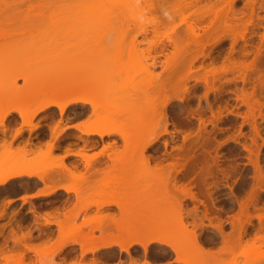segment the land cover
<instances>
[{"label": "rangeland", "instance_id": "obj_1", "mask_svg": "<svg viewBox=\"0 0 264 264\" xmlns=\"http://www.w3.org/2000/svg\"><path fill=\"white\" fill-rule=\"evenodd\" d=\"M124 1L34 0L32 3L33 9L31 8L29 11L26 9L27 4H22L17 0L11 2V4L9 2L10 6L18 8L19 10L16 11L15 14H11L8 20L5 19L2 21V24H0V82L2 81L4 83L3 87H5V89L7 88L8 91L16 90L18 97H21L15 106L12 105V108L20 105H28L31 103L30 100H33L32 98L39 99L50 95H58V92L62 94L64 92L63 90L67 91L71 86L70 90L81 91L84 96L96 99L98 102L99 107L95 109L89 105L80 104H77L73 108L75 114L84 115L89 107V118L85 124L90 123L92 125L97 122H105L106 119L103 115H106V113L126 112V110L131 111L130 108L136 106L141 107L140 109H138V107L136 108L141 111L150 110L154 86L157 82L165 80L166 75H170L171 72L173 73V70L178 66V77L181 81V85L172 93L178 96H184L185 100L182 103L173 101L167 107L169 116L172 118L171 120L173 123L175 122L174 127L172 125L168 126V130L173 131V133L171 136H163L152 147L150 146L146 150L144 156L148 158V167H144L147 164H143V166L141 163L142 166L140 165L139 168L137 167L139 163L136 162H138L140 158L142 159V157L140 156L139 158V156L136 155L123 154L127 149L118 135L104 138L102 140L104 141V146L114 142L118 150L115 147L110 151L107 150L104 152L116 158L113 159V172L109 171L103 174L101 186H103V181L111 175L108 178H111L110 181L112 180L113 185L110 184L108 187H103H127L119 174L121 172V174L128 175V172H131L134 175L137 174L136 176L138 178L142 176L139 179L143 177L146 178L145 176H148L146 179L150 178V181L146 180L150 182L148 183L150 184L149 187H143L144 184L146 185L143 181L145 180L144 178L142 180L136 178L138 182L143 181L144 183L142 182L140 184L139 182L137 185L135 182L136 184H133L134 188L137 186L136 188L141 189V192L145 194L148 192L149 194L150 191L152 192L151 180L153 181L151 176H149V174H151V164L156 162L157 164L164 165L170 162L169 156H166V154L170 151H172L170 152L172 154L175 153V150L171 149L182 144V135H184V133L190 135L186 141L187 144V142L197 137L196 135L197 133L199 134V129H201L200 131H202L205 136L210 133L208 139L213 144H220L217 148V154L219 160L218 167L221 170L217 171L215 176L219 186L217 185L218 188L216 187V189L213 190V196H215L216 199L227 198L225 201L216 202V206H221L223 208L222 210H224V212H220L218 215L219 219L223 221V232L228 234L231 231L230 221L238 211V204L236 200H234V196L232 197L233 194L231 195L232 191L241 201L246 197L245 194L250 190L252 177L254 175L253 163L256 161L261 167L262 174H264V9H259V3L264 2V0H254L255 3H253L252 6V9H254L253 14L248 11L245 0H234L230 7L232 12L234 11V14L228 11V0H205L197 8L202 9L205 6L215 4L213 6L215 11L228 12V14L225 15L227 16L226 22L229 27L223 28L221 23L216 22L219 40L216 43L213 41L205 42L203 37H201V43L198 45L192 43V37L189 36V34L187 36L185 33L186 25L183 20L187 19V21H193L194 19L197 20V18L189 14L194 10L190 11L183 7L181 3L182 0H167V3L162 8L163 10L158 14L148 11L144 4V0H136L135 6L133 5V10L125 8L124 4H122ZM84 15L87 17L85 18L87 19L85 20L86 22L84 21L86 24L79 22L81 16L84 17ZM221 15L223 17L224 14ZM188 16L191 18H188ZM213 18L214 14H208L205 21L199 24L200 27L207 26L209 23L208 21H211ZM220 19L221 17L218 19L219 22ZM246 20L249 21L248 24ZM172 21L176 24L173 31L170 30ZM80 23L83 24V26ZM155 31L158 33H155ZM199 31L197 32L202 34V32ZM241 34H244L243 38L240 37ZM169 35L172 36L171 38L175 39L177 44L179 54L176 55V59L178 58V61H183L184 64L194 56L197 57L196 55L201 51L202 53L204 52L205 58L197 57L196 62L186 66H181L179 62L178 64L181 67L176 65L177 61L173 62L175 59L172 61L168 60L167 62L170 63L166 67L164 61L166 57L168 59L171 58V53L174 51L172 48V41L167 38ZM82 41L85 42H83L85 44V51H83V53H81L80 50L77 52L79 46L78 42L81 43ZM71 43L73 48L70 46ZM160 46H165L167 50L163 52L162 56H157L155 52L158 51ZM201 46L203 47L201 48ZM67 47H69L68 49L70 51L72 50L71 53H69L71 54V60L66 59V57L69 56L64 52ZM52 62L55 63L51 65ZM259 62H261V66H259ZM229 63H235L238 67L241 66L240 64H254L255 67L253 66L254 68L248 69L247 71H243V68L240 70L241 68L239 67L240 69L237 68L238 70L235 69L228 72L227 75L223 73L218 74L217 72L214 76H218L217 79L214 77L211 78L212 76L208 75V77L215 82L212 83L215 85L216 90L208 91L206 98L203 97L206 87L201 79H203L202 76L203 74L205 75V71L212 68L218 71L220 67L225 66L224 64L228 65ZM4 69L5 71H2ZM44 74L48 77H41V80L36 81V79ZM209 78L208 81L210 80ZM242 79H244V82L241 81ZM55 83L56 85H54ZM30 84L32 86H30ZM185 88L187 92H185ZM172 93L167 92L165 95L171 97L173 95ZM242 94L244 96L252 95L250 96V98H252L251 101L250 98H248L250 101L249 103L255 106L254 108L251 106L253 109L249 108L250 106L248 107V104L246 105L248 101L245 102ZM242 99H244L245 103ZM147 101H149V103ZM207 103L211 104L212 113L206 111L204 114L198 116L203 121L202 127H199V122L196 120L197 116L188 115L185 110L189 107L196 110L198 106L207 110ZM38 104L35 102L30 105V107L38 106ZM1 106L5 105H0V107ZM213 115L214 117L217 116V119H214L212 117ZM213 122H216L215 125L212 124ZM161 129L162 127H160L158 131ZM147 135L151 137V130H149ZM93 139L92 137H86V140ZM164 140L168 143L166 150L162 145ZM242 146H246L248 150H243ZM155 149H157V151ZM113 150H117L119 154L116 151V153H112ZM212 153H214V151ZM8 155L9 154L3 157L1 156L2 159L0 158V162H4L8 158ZM151 156L152 158L160 156V158L156 157L155 160H151ZM121 157L125 159H120ZM145 157H143L144 160ZM9 158L10 160H7H9L10 163H12V161H19L18 163H20L19 165L21 167H23L22 164L27 162V159L21 156ZM130 159H132L131 161L135 160L134 162L136 165L133 164L134 167H131L130 164L128 167V164L124 165L120 162L118 163L119 165L117 164V161ZM7 160L4 162L6 165L5 167H8L10 164H7ZM129 169L133 170L130 171ZM163 170L165 171L164 168ZM164 173L165 172H163V174ZM181 174H184L183 170H180L178 176L181 177ZM117 175H119L118 179L120 180L116 179ZM183 177L185 178V175H183ZM113 178H115L116 181ZM76 180L77 183H80L83 181V178L82 180ZM114 182H117V185H115ZM182 183H185V179L178 181L177 185H181ZM142 184L143 186L141 187ZM171 184L172 182L168 186L171 187ZM229 187L232 188V190H230ZM163 189L164 188H162V191L164 193ZM162 191L160 195H163ZM122 196L109 195L107 197V199L111 201L114 200L120 205V219L127 218L122 213L123 208L127 210L131 208V205L129 206L126 204L128 202L127 199ZM166 199L164 196L159 198V215L169 214V211L167 209L165 210L166 207H164L166 203H168ZM160 200L163 201V203L166 202L164 203L165 205ZM186 200L188 202L187 208L183 206ZM186 200H182L181 202L182 222H186L187 228L192 229V221H195L194 223H196L198 227H196L195 231L200 234V238L204 245L208 248H212L211 250L213 251L218 250L222 242L220 233L209 225L208 220L201 218L203 216L201 211H204L201 204L190 202L189 199ZM87 202L88 204L91 202L99 204L102 201L87 200L81 205H78L77 209L79 206L87 204ZM143 202H145V200ZM143 202L141 204L142 206L146 204H143ZM225 202H229V204ZM260 202L264 203L263 193L260 194ZM261 203H259V205H261ZM146 206L151 207V198ZM196 206H198V217L196 220H192L191 217H187L185 211L187 209H193V207ZM168 207L169 206H167V208ZM86 211L87 210H78L76 212L77 218L82 214L81 224L79 225H68L69 223H67V220H69V218L67 216L65 217L67 222L60 223L64 225L67 228V232H69L68 235H66L68 237L64 236V239H76V241L79 242L88 237L98 238L95 235L96 231L92 230L90 227L93 224L86 226L82 224L87 220L97 219V217H103L104 220L108 219L109 221L115 219L114 216L105 217L101 212H96L95 215L91 217L88 214L89 212ZM145 211L147 213L149 212L147 209ZM250 211H252V209H250ZM1 212L3 214V211H0V216L2 215ZM218 215L212 214L209 216L214 217ZM111 217H113V219H111ZM199 217L201 219H198ZM64 221L65 220L60 222ZM140 221L143 222L144 220ZM146 221L152 224L155 222V219L151 215ZM162 221L164 224L167 222L171 223V221L166 219ZM217 221L216 218H212L211 224L214 226L218 223ZM226 221H229V225L226 224ZM252 222L255 227L248 228V233L251 236L254 232V228L257 227V220L252 219ZM111 229L112 228H110L108 232L112 237L129 236L128 233L123 231L125 230L124 227L118 231H111ZM174 231H176V229H174ZM207 231H212L214 234ZM130 233H132V230ZM214 235L220 236L219 242L215 244L212 241ZM61 239L63 238L60 237L59 230L54 243L45 244L43 247H37V249H35L37 264H54L52 255L46 257L45 254L49 255L56 247L57 242H59L58 240ZM21 243L22 242H20V244ZM146 247L147 251L163 252L162 246L150 244ZM71 249L72 248H68V250ZM128 250V252H131L132 246L129 247ZM260 250V254L258 253V255L264 257V246H261ZM0 251V264H6L3 256L13 257L14 261H11L10 258L11 262L8 264H16L14 262H17L20 251L15 250L12 254H5V252H2L4 250L1 249ZM235 252L237 253L236 261H231L230 257L227 256L222 264H249V258L252 254L247 247L238 246ZM182 254L183 253L180 255ZM23 264H26L24 258Z\"/></svg>", "mask_w": 264, "mask_h": 264}, {"label": "bare ground", "instance_id": "obj_2", "mask_svg": "<svg viewBox=\"0 0 264 264\" xmlns=\"http://www.w3.org/2000/svg\"><path fill=\"white\" fill-rule=\"evenodd\" d=\"M14 1H16V0H0V22H1L0 24H2L3 20H5V19L8 20V17L11 14H15V12L19 10L18 8H14L13 6L9 5V2L11 4V2H14ZM17 1H19L22 4H27L26 9H28V11L31 8L33 9L32 3L34 0H17ZM204 1L205 0H182L181 1L182 5L185 9L190 10V11L194 10L193 12H191L189 14L194 16V18H197V20L192 18L195 21L194 20L193 21H187V19L183 20L184 24L186 25L185 26L186 27L185 33L187 34V36L189 34V36L192 37V39H191V41H193L192 43H195L197 45L201 43V37H203L205 42L213 41L214 43H216L219 40L218 33H217L218 30H217V26H216L217 23H221L223 28L229 27L227 22H226L227 16L225 15V14H228V12L226 13L223 11H220V12L215 11L213 9V6L215 4L205 6L202 9L197 8ZM228 1H229L228 2V7H229L228 11H229V13H231L232 10L230 7L232 6L234 0H228ZM245 1H246L245 5L248 8V11H250V13L253 14L254 9H252L253 8L252 6H253V3H255L254 0H245ZM135 2H136V0H134V1L133 0L132 1L131 0L130 1L125 0L124 2H122V4H124L125 8H129V9L133 10L134 9L133 7L135 6ZM166 3H167V0H144V4H145L147 10L151 11V13H154V14L161 13V11L163 10L162 8L164 7V5ZM259 4H260L259 9L263 10L264 9V2H261ZM208 14H214V18L211 21H208L209 23L207 24V26L200 27L199 24L203 23L205 21L206 16ZM221 14H224L223 17ZM231 14H234V11ZM190 16H188V18H191ZM220 17H221V19L219 22L218 19ZM85 18H87V17H85V15H84V17L81 16L80 19L78 18L79 22L84 24L86 22L85 20H87ZM246 21L248 24L249 21L248 20H246ZM83 24H81V25L83 26ZM175 25H176L175 22L172 21V23L170 24V30L171 31L174 30ZM199 30H201V31H199ZM197 31L202 32V34L198 33ZM155 33H158V32L155 31ZM171 37L172 36H170V35L167 36V38L170 41H172V48L174 51L171 53L172 54L171 58L168 59L166 57V60L164 61V64L166 65V67L170 63V62H167L168 60L172 61L173 59H175V60H173V62L177 61L176 65L180 64L181 66L182 65L186 66V65H190V64L192 65L193 62H196L197 57L198 58L199 57L205 58V55L203 54L204 52L202 53V51H201V52H199V54L196 55L197 57L194 56L193 58H191L187 61L184 59L186 61V63H184V64H183V61H181V62L178 61L177 60L178 58L176 59V55L179 54V50L177 48V44L175 42V39L171 38ZM240 37L243 38L244 34H241ZM83 42L84 41H82L81 43L78 42L79 46H78L77 52L79 50L81 51V53H83V51H85L84 50V47H85L84 43L85 42L84 43ZM70 46H72V48H73L72 43L70 44ZM203 46H204V44H203ZM203 46H201V48ZM68 48L69 47L65 48V51L63 49V51L65 52V54L67 53V56L69 55L68 57H66V59L71 60V57H70L71 54H69V53H71L72 50L70 51ZM76 49H77V47H76ZM165 50H167L165 46H160V48H158V51H156L155 54L157 56H162V54ZM66 59H64V60H66ZM53 63H55V62H52L51 65H53ZM260 63L261 62H259V64ZM256 64H257V62H256ZM180 65H179V67H181ZM224 65L225 66L220 67L218 71L215 70L214 68H212V69L205 71L206 73L204 72L205 75L203 74V76H202L203 79H201V80L203 81L204 86L206 87V91H205V94L203 95V97L206 98L208 91H215L216 90L215 85L212 83L214 81H212V79H210L208 77V75H211L212 76L211 78H213L217 74V72H218V74L223 73L224 75L225 74L227 75L228 72H231L237 68L238 69L241 68L240 70H242V68H243V71L244 70L247 71L248 69L250 70V69L255 67L254 64H250V65L249 64H247V65L246 64H240L241 65V66H239L240 68L238 66H236L235 63H229L228 65H226V64H224ZM256 66H258V65H256ZM259 66H261V64ZM177 67L175 68V70H173L174 71L173 73L171 72L170 75L169 74L166 75L165 80L157 82V84L154 86L153 94L151 96V109L150 110L141 111V110H138L141 107L136 106V107L130 108L131 111L126 110V112L122 111L119 113L118 112L106 113V115H103V117H105V119H106L105 122H103V123L97 122L96 124H92V125L90 123H88V124H85L84 127L82 126L81 127L82 129L78 128L77 130L80 131L83 135L96 136L100 139L118 135L119 139L120 138L122 139L124 145L126 146L125 148L127 149V150L125 149L126 151H125V153L123 152V154L136 155V156H139V158L141 156L142 159L140 158V160H138V162H136V163H139V165L137 164V167L139 168L141 163H142V165L147 164V165H145V166L143 165V166L148 167V158L144 156L146 150L150 146L152 147L163 136H166V135L171 136V134L173 133V131L168 130V126L172 125L174 127L175 122L173 123V121L171 120L172 118H171V116H169L167 107L173 101L182 103L185 100L184 96H178V95H175L172 93L173 91H175L178 88L179 85H181V83H180L181 81L179 80V77H178ZM2 71H5V69ZM45 76H46L45 74L41 75L38 79H36V81L41 80L42 79L41 77H45ZM46 77H48V76H46ZM217 77H214V78L217 79ZM208 78L210 79L209 80L210 82L208 81ZM241 81L244 82V79H242ZM185 82H184V84H185ZM210 83L214 85V88H213V85L210 86L211 85ZM3 84L4 83L1 81L0 82V98L1 99H3V100L5 98L8 100H13V99L16 100L17 98H18V100L21 99V97H18V95L16 94V90L8 91L7 88L5 89V87H3ZM54 85H56V83ZM30 86H32V85L30 84ZM186 88H185V92H187ZM70 89H71V86H70ZM70 89L67 91L63 90L64 91L62 93L63 95L60 92H58V95H50V96H47L44 98L41 97L39 99L32 98L33 100H30V102H31V103L29 102L30 104L13 107V110L17 111L18 113H22L28 107H30V105H32L33 103H35V102L37 104L39 103L37 109L32 114L29 115V118H30V117H33L37 111L44 110V109L51 107V106L56 108L61 113L71 104L89 105L93 109L99 107L96 99H92L88 96H84L81 93V91H78V90L73 91ZM61 92H62V90H61ZM167 92H171L173 95L171 97H167L165 95V93H167ZM250 96H252V95H250ZM250 96L249 95L244 96L243 98L245 99V102L248 101V102H246V105L248 104V107L250 106L249 108H252V107L254 108L255 106L253 104L251 105V103H249L252 99V98H250ZM248 97L250 98V101H249ZM241 98H242V96H241ZM244 99H242L243 102H244ZM8 102L10 103L11 101H8ZM147 102L149 103V101H147ZM137 107H138V109H136ZM10 108H12L11 104L1 106L0 111L1 110H7ZM185 111H187L188 115H191V116L196 115L197 116L196 120L199 122V127H202L203 121L198 116L204 114L206 111H209L212 113V107H211L210 103H207V110L202 109L200 106H198V108L196 110L191 109L189 107ZM212 117L214 119H217V116L214 117V115H213ZM3 119H4V116L3 115L0 116V124L3 123ZM215 123L213 122L212 124L215 125ZM31 126H33V125H31ZM160 127H162V129L160 131H158L160 129ZM149 130H151V137L149 135H147ZM200 130L201 129H199V134L197 133V135H196L197 137L194 140L187 142V144H186V141L190 135L187 133H184V135H182V140H183L182 144H180L179 146H176V147L174 146L175 148L172 147L173 149H171V150H175V153L172 154V153H170L172 151H170L169 153L166 154V156L167 155L169 156L168 158L170 159L169 160L170 162H168L167 164H164V165L163 164L161 165L159 163L157 164L156 162H154V164H151L152 165L151 169H150L151 174H149V176H151V179H153V181L151 180L152 192L150 191L149 194H148V192H146L148 194L147 195L143 192H138L139 190L136 189L134 192L132 191V194H131V193H129L130 190L127 189L129 191L128 193H126V194L121 193V194H123V196H122L123 198H125V197L127 198L130 196V198H128V200L133 199L132 200V201H134L133 203H136L134 205H131V208H129L128 210L123 208V212H122L123 215L125 217H127V218H122L124 220V222H126L127 220L132 221V222L130 221L131 223H126L127 225H125L124 222H121L124 224L123 225L124 229L126 231H129L128 232V234H130L129 236L127 235V237L122 236V237H118V238H116L114 236V237H111L109 239H107V237L102 238L103 236L98 237V238H93V237L89 238L88 237V238L82 239V241H79V242L76 241V239L75 240L74 239L67 240L68 238L64 239L65 237H68V236H66L69 233V232H67V228L64 225L55 221L59 227V230H60V237L63 239L58 240L59 242H57V245L54 248V250L49 255L45 254V256L50 257L52 254H54L56 252H60L61 250L66 249V247H68L72 244H79L82 246V251L84 250V251H89V252H95V251H98L101 249L113 248V247L117 246V247H119L120 251H123L126 253H128L129 247H131L133 245L139 246L143 249V251H146V248H147L146 246H148L150 244H155L158 246H162L163 248L164 247L169 248L173 252H175V255H178L176 258L177 263H181V264H222L225 261V258L227 256L230 257L231 261H236L237 253L235 252V249L238 246H245L251 251V254H252L249 258V264H264V257L258 255V253L260 254L261 246L262 247L264 246V203L260 202V194L261 193L264 194V174H262L261 167L259 166L257 161L255 163H253L254 175L252 177V184H251L250 190L247 192V194H245L246 197L242 201L232 191L231 195L233 194L232 197L234 196L233 198H235L234 200H236V203L238 204V211L235 213V215L232 217V219L230 221V224H231L230 233L225 234L223 232V221H222V219H219V215H218V214H220L221 210H220V207L218 208V206H216L217 199L215 196H213V190L216 189V187L218 185L217 184L218 182H217L215 176H216L217 171L221 170L218 167L219 166V164H218L219 160H218V154H217V148L219 147L220 144L219 145H218V143L213 144L208 139L210 133L205 136V134H203V132ZM175 131H177V130H175ZM183 132H185V131H183ZM147 137H150V138H147ZM78 138H80V137H78ZM115 145L116 144H114V142L106 144L103 147L104 149H102V151H100L97 154H102L101 152L104 153V151L106 152L107 150L110 151L111 149H114L115 147L117 149V146H115ZM162 145H163V148L166 150L167 146H168L167 141L164 140L162 142ZM47 147H49L47 149L50 150L51 147L50 146H47ZM0 148H1L0 156L3 157L7 153V154H9L7 159H9V160H10L9 157H13V156L25 157V155H26L25 150H23V149H25L24 147L20 148V149L18 148L19 150L17 149L16 150L17 152L14 151L15 153L14 152L13 153L8 152L5 149V147L3 146V144H1ZM242 148L245 151L248 150V148L246 146H242ZM49 150H47V151H49ZM117 150H115V151L117 152ZM155 150L157 151V149H155ZM115 151L113 150L112 153H116ZM213 151H214V153H212ZM46 153H45L46 155H49L48 152H46ZM80 153H84V152L81 151ZM80 153L78 151L77 154L82 156L83 154H80ZM117 153L119 154V152H117ZM163 155H165V154H163ZM87 156H82V157L90 158L89 156L88 157ZM143 157H145V160L143 159ZM156 157L152 158V156H151V160L152 159L155 160ZM41 159H42V157L34 159V160H27V162L22 164L23 167H21L19 165L20 164V163H18L19 161H14V162L12 161V163H10L9 160H7V164L10 163L8 165V167H5L6 165L4 162L6 160L4 162L1 161L0 162V189H2V191H4L5 187L7 186L8 182L11 179L20 178L23 175L31 176V175L37 174V176H39L38 172L44 173L46 171V169L48 170V169H51L53 167H59V166L62 167L63 166L61 163H58V161H56L58 164L56 162H50V164H49L50 166L45 164L46 166H45V168H43L44 169L43 170V169L38 168L39 166H42V164H41L42 162L41 163L38 162V161H41ZM131 160L132 159H130L129 162H124L123 164L124 165L128 164L127 165L128 167L130 164L131 167L132 166L134 167L133 164H135V162H134L135 160L134 161H131ZM119 162H117V164ZM120 163H122V162H120ZM86 165H88V164H86ZM43 166H44V164H43ZM128 167H127V170H128ZM36 168H38V169H36ZM163 168L165 169V171L163 170ZM129 170L132 171L133 169H129ZM162 170H163V172H165L164 174H163ZM180 170L184 171L183 175H185V178H184L185 183H182L181 185H177V182L182 181V179H183L182 174L180 175L182 178H180L178 176V173L180 172ZM161 172H162V174H161ZM219 173H221V172H219ZM222 174H223V172H222ZM42 175L43 174H41V176H39L40 180H42ZM72 175H73L72 178L75 177L74 174H72ZM79 175L80 176H77L75 178L76 179H81V178L84 179V177H82L81 174H79ZM119 175L121 176V179L124 180L123 183L129 188L134 187L133 184L137 183V185H138V183L140 182V181L138 182V180H142L144 178L143 177L142 179H139L142 176L138 175L139 176V178H138L136 176L137 174L134 175L131 172L130 173L128 172V175L121 174V172H120ZM119 175H117V177L115 176L117 180H120V179H118ZM110 176H108V177H110ZM222 176H224V175H222ZM108 177H107V179L104 180V183H103L104 186H107V187L110 184H112V180L110 181L111 178H108ZM145 177L147 178L148 176H145ZM136 178H138V180ZM146 178H144L145 180H143L146 183V185L144 184V186H143V184H142L141 187L142 186L143 187H147V186L149 187L150 184H148V183H150V182H147L146 180L150 181V178H148V179H146ZM113 179H115V178H113ZM116 179H115V181H116ZM117 182H119V181H117ZM117 182H114L115 185H117ZM142 182H140V184ZM171 182H172V184L170 187L168 185ZM120 183H122V182H120ZM73 185H71V186L70 185H68V186L67 185L66 186L60 185V187H58V188L60 190H63V191H71V190H73L72 189ZM118 185H119V183H118ZM54 187H51L45 191L41 190L40 195L46 197V196H50V195L54 194V192L57 190V187H55V188ZM136 187L137 186H135V188ZM169 187H170V190H169ZM162 188H164L163 190H164L165 194L163 193ZM193 190H196V191H193ZM230 190H232V188H230ZM140 191H141V189H140ZM161 191H162L163 195L162 194L160 195ZM38 194H39V192H38ZM80 194L82 195V193H80ZM132 195H134L135 197ZM159 195L161 197L164 196L165 199L167 198L166 200H168L167 202L169 204L164 202V203H166V206H164V207H166L165 210L167 209L169 211V214H166V215L160 214L159 215V212H160L159 198H161ZM22 198H23V200H25V197H22ZM146 198H148V199H146ZM150 198H151V207L146 206L147 202L150 201ZM134 199H136V200H134ZM143 199L145 200V202H143L144 201ZM186 199H189L190 202H197V204H201V206L204 208L203 209L204 211L203 212L201 211V213L203 215V216L201 215L202 216L201 218L208 220L209 225L214 227L216 229V231H218V233H220L221 238H222V242H221V246L218 248V250L213 251V250H211L212 248H208L204 245L203 241L200 238V234L195 231V229L197 227V224L194 223L195 221H192L193 222L192 223V225H193L192 229H188L186 222H182L181 202H182V200H186ZM152 200H154V201H152ZM132 201H130V203ZM142 202H143V204H145V203L146 204L142 206L141 205ZM161 202L163 203V201H161ZM109 203L115 204L116 201H114V200L107 201L106 200L105 203L101 202L99 204H94V203H92V204L96 205L95 206L96 208H99L102 205L109 204ZM133 203H131V204H133ZM259 203H261V205H259ZM3 205L4 204H3V200H2V201H0V207L3 208ZM88 205L89 204L87 202V205L85 207L82 208V206H83L82 205V206H79L78 208H80V210L81 209L86 210ZM116 205L120 206L117 203H116ZM167 206H169V207L167 208ZM183 206L185 207V205H183ZM197 207L198 206L193 207V209H190V210L187 209L185 211L187 217H191L192 220H194V219L196 220L198 217L197 216V210H198ZM119 208H118V210H119ZM185 208H187V206ZM249 208L252 209V211H250ZM146 209L149 210L148 213L145 211ZM150 210H151V212H150ZM148 214L150 217H151V215H152V217H154V219H155L154 223H152V224H149V222L147 223L146 219L150 218L148 216ZM212 214L218 215V216L210 217L209 215H212ZM201 218L199 217L198 219H201ZM212 218L213 219L216 218L218 220L217 221L218 223L214 226L211 224ZM101 219H102V221H101ZM111 219H113V217H111ZM164 219L171 221V223L167 222L164 224V222L162 221ZM252 219L257 220V225H256L257 227L254 228V232L251 236L248 233V231H249L248 228L249 227H252V228L255 227L253 225ZM117 220H118V218L115 220H112V221H114V223H109V224L106 223L107 225H104V227H102L103 225L101 226L100 223L103 222V217L102 218L97 217V219L94 218V219H90V220L85 221L82 225L86 226V225L93 224V225H91L92 230L97 229L100 231V230L106 229V231L108 232V231H110L109 229L112 228L111 231H113V230L118 231V230L122 229V227H121L122 224L120 223L119 220H118L119 222H116ZM140 220H142V221L144 220V221L141 222ZM46 221L48 222V220H46ZM176 223H178V224H176ZM111 224L114 226L111 227ZM188 225H189V223H188ZM199 225H202V224H199ZM174 229H176V231H174ZM131 230H132V233H130ZM145 232H146V234H145ZM110 233H112V232H110ZM164 234H165V236H164ZM107 235H109V234H107ZM109 236H111V235H109ZM17 239L13 240L16 247L19 246L22 237L20 239L19 238H17ZM23 245L26 246L25 244H23ZM26 249H28V247ZM179 252H181L183 254L180 255L181 253H179ZM10 258H11V256H3V259L5 260L6 264H8L9 262H11L13 260V257L11 258V261H10ZM14 263L23 264V255L21 253L18 256L17 262H14ZM147 264H148V262H147Z\"/></svg>", "mask_w": 264, "mask_h": 264}, {"label": "crops", "instance_id": "obj_3", "mask_svg": "<svg viewBox=\"0 0 264 264\" xmlns=\"http://www.w3.org/2000/svg\"><path fill=\"white\" fill-rule=\"evenodd\" d=\"M8 101H11V102L9 103ZM18 102H19L18 98L16 100L15 99L8 100L6 98L3 100L0 98V105L11 104L15 106ZM76 105L77 104L68 106L62 113L59 112L56 108L51 106L44 110L37 111L34 114V116L30 118H29V115L32 114L37 109L38 106L29 107L25 110V112H22V113H18L17 111L13 110V108L0 111V116L2 115L4 116L3 123L0 124V147H1V144H3L5 149L8 152H12V153L14 151L17 152L16 150L18 148L20 149L24 147L25 149L23 150H25L26 152L25 158L27 160H34V159L42 157L41 161H38L40 163L42 162L41 163L42 166L38 167L40 169L45 168L46 165L50 166L49 165L50 162L58 161V163H61L63 165L62 167L59 166V167H53L48 170L46 169L45 171L46 173L38 172L39 176L43 174L42 180H40L37 174L31 175V176L23 175L20 178L11 179L8 182L7 186L5 187L4 191L0 189V195L2 194L0 196V201L3 200V204H4L2 209L0 207V211H3V214L1 212L2 215L0 216V224L3 223L4 219L6 218V213L9 211H11L9 214L10 220L19 218L18 212L20 210H17L19 207L22 208L24 206H32L33 204L35 205L37 201L47 202L49 200L58 198L59 195H62V194L70 195V196L73 195L75 197L74 204L72 206H69V208L63 210L61 213L44 212L43 214H41V216H39V222L41 223L39 226V229L41 230L39 232L41 234V237L39 239L31 240L30 237L26 238L24 237L25 234H21L19 238L22 237L21 239L22 243L16 247L13 241L16 238L15 237L16 233L13 232L12 230L9 232V237L13 239L11 243L12 247L6 250L5 254L7 253L12 254L15 252V250L20 251V253L23 255V258L26 264H37V256L35 254V249H37V247L41 248L45 244H52L55 242L58 236V232H59V227L56 222L65 223L68 221L67 222L69 223L68 225L81 224L80 221L82 220V214H80L78 218L76 216L78 205H81L87 200H94V201L99 200V202L102 201L103 203H105L106 200L110 201L109 199H107L109 195L122 196L123 194H126L129 192L127 189L130 190L129 193L131 194H132V191L134 192L136 189L139 190L138 192H141L139 188H134V187L132 188L103 187L101 186V182H100L102 181L103 175L101 177L96 176L97 178L92 180L91 187L96 188L97 189L96 192L85 193L81 191V189L84 188L83 182L77 183V180L75 177L76 175H78L77 174L78 169L76 167L71 166L72 160L78 159L79 162L83 164V169L81 171H83L86 168L85 167L86 162H91L93 164V168H101V170H104L105 173L109 171L113 172L114 161L109 160L108 157H111V156L103 152H101L102 154H97L100 151H102V149H104L103 142L100 146H97V147H95L93 144L91 145V144L85 143L84 146H78V145H73L71 143V137L73 136H78L80 137L79 139H86V137L96 138V136L83 135L80 131L77 130L78 128L80 129L82 126L84 127L87 119L89 118L90 108L89 107L87 108V111L84 115H77L73 112V108ZM31 125H33L34 127ZM47 146L51 147L50 148L51 151L47 149L49 148ZM78 151L79 153L81 151L84 152V153H80V154H83L82 156L88 155L90 158L82 157L81 155L77 154ZM46 152H48L49 155H46L47 154ZM106 164L107 166H104ZM72 174H74L75 177L72 178L73 176ZM29 183H35L34 188L26 189L22 192L13 191V189L15 188H20V187L24 188L28 186L27 184ZM60 185L61 186L73 185L72 189L74 191L73 190L71 191L60 190L58 188L60 187ZM54 186L57 187V190L54 192V194L50 196H46V197L40 195L41 190L45 191ZM80 193H82V195ZM22 197H25V200H23ZM17 198H19V200L14 201V199H17ZM128 198H130V196L127 198L125 197V199H127L128 201L126 204H128L129 206L136 204V203H133L134 202L132 201L133 199L128 200ZM130 201H132L131 203L133 204H131ZM115 205L116 203L115 204L109 203V204L102 205L100 208H96L95 205L93 204L87 207L86 212H89L88 214L91 217H93L96 212H101L102 215H104L105 217L113 215L115 219L118 218L120 223L124 222L123 219H120L119 206L117 205L115 206ZM66 216L69 218V220L67 221L65 219ZM46 220H48V222ZM63 220L65 221L60 222ZM118 220L116 222H119ZM127 221L124 222L125 225H127L126 223H130L129 220ZM106 223L108 224L114 223V221L103 219V222H101L100 224L101 226L103 225L102 227H104V225H107ZM121 224H122L121 227H124L123 226L124 224L123 223ZM112 226L114 225L111 224V227ZM4 229L5 227L3 225H0V236L5 234ZM53 229L55 230L54 232H53ZM95 231H96L95 235L97 237L103 236L102 238L107 237V239L112 237V236L107 235L109 234V232H107L106 229L100 230V231L95 229ZM123 231L125 233L129 232L125 230ZM28 235L30 236L31 234L29 233ZM23 244H25L26 246H24ZM27 247L28 249H26ZM68 248H72V249L68 250ZM140 248L141 247L139 246L133 245L131 252L139 250ZM117 251H119V247L117 246L113 248L101 249L95 252H89V251H84V250L82 251L81 245L72 244L66 247V249H63L60 252H56L52 254V259H54V264H71V263H74V264H147V262L148 264H166V262H169V264H178L176 261V258L178 255H175V254L169 260L167 258L161 259V258H155L151 256L149 257L145 256L141 258H132V257L113 258L112 256ZM144 252H148V251L146 250Z\"/></svg>", "mask_w": 264, "mask_h": 264}, {"label": "flooded vegetation", "instance_id": "obj_4", "mask_svg": "<svg viewBox=\"0 0 264 264\" xmlns=\"http://www.w3.org/2000/svg\"><path fill=\"white\" fill-rule=\"evenodd\" d=\"M102 140L98 137H96L93 140H86V139H79L78 136H73L71 137V143L73 145H78V146H84L85 143L86 144H93L95 147L100 146L102 144ZM156 157V156H155ZM160 157V156H157ZM116 157H108L109 160H113ZM120 159H125L124 157H121ZM128 159V158H127ZM125 160L120 161L122 162L121 164H123ZM119 162V161H117ZM125 162H129V160H126ZM88 164V165H86ZM72 167H76L77 170V176H80L79 174L82 175V177H84L83 179V186L84 188L81 189V191L85 192V193H91V192H96L97 189L91 187L92 184V180L98 177H101L103 175V173L105 174L104 170H101V168H93V164L91 162H86L85 163V169L83 171H81L83 169V164H81V162H79L78 159H74L72 160L71 163ZM104 166H107L104 165ZM80 170V171H79ZM183 177V174H182ZM180 177V178H182ZM82 179V178H81ZM78 179V180H81ZM184 179V177H183ZM104 183V181H103ZM102 183V184H103ZM28 186L26 187H20V188H15L13 189L14 192L17 191H24L26 189H32L35 186V183H29L27 184ZM104 186V184H103ZM227 198H219L217 199V202H221V201H225ZM19 200V198L14 199V201ZM75 201V197L73 195H59L58 198L53 199V200H49L47 202H41V201H37V203H35V205L33 204L32 206H24V207H19L17 210H20L18 212V216L19 218L17 219H12L10 220V212L6 213V218L4 219L3 223H1L0 225H3L5 227V234L0 236V249L4 250L2 252H5L6 250H8L9 248L12 247V238L9 237V232L12 230L13 232H15V237L19 238L21 236V234H25L24 237L28 238L30 237L31 240H37L41 237V234L39 233L41 230L39 229L40 226V222H39V216H41V214H43L44 212H54V213H61L63 210L69 208V206H72L74 204ZM226 204H229V202H225ZM97 204V203H94ZM87 204L83 205V207H85ZM89 205H93L92 203H89ZM88 205V206H89ZM185 207L188 206V202L187 200L184 202ZM87 206V207H88ZM96 206V205H95ZM220 207L221 212H224V210H222L223 208L221 206H218V208ZM80 210V208L77 209V211ZM84 210V209H81ZM17 212V211H16ZM230 216V215H228ZM131 221V220H129ZM132 222V221H131ZM130 222V223H131ZM134 223V222H133ZM226 224L229 225V221H226ZM207 226V225H205ZM55 230L53 229V232ZM209 233L214 234V232L212 231H207ZM31 234L30 236L28 234ZM219 235H214V237L212 238L213 243H217L219 242ZM20 239V238H19ZM166 251H165V250ZM163 252L159 253V252H144L141 248L139 250L133 251V252H123V251H117L112 257L113 258H119V257H132V258H141V257H155V258H167L168 260L171 259L175 252H173L171 249L166 248V247H162ZM1 254V251H0ZM155 254V255H154ZM166 264H169V262H166ZM181 264V263H180Z\"/></svg>", "mask_w": 264, "mask_h": 264}]
</instances>
